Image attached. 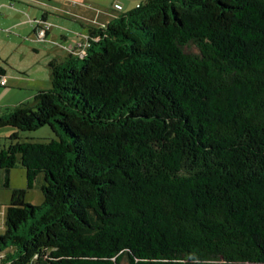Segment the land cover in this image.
<instances>
[{
  "label": "trees",
  "instance_id": "trees-1",
  "mask_svg": "<svg viewBox=\"0 0 264 264\" xmlns=\"http://www.w3.org/2000/svg\"><path fill=\"white\" fill-rule=\"evenodd\" d=\"M84 29L0 115V264H264V0H142Z\"/></svg>",
  "mask_w": 264,
  "mask_h": 264
},
{
  "label": "rangeland",
  "instance_id": "rangeland-1",
  "mask_svg": "<svg viewBox=\"0 0 264 264\" xmlns=\"http://www.w3.org/2000/svg\"><path fill=\"white\" fill-rule=\"evenodd\" d=\"M7 2V0H5ZM69 1L70 4L72 2H83L86 7L93 6V7H100L98 4H112L114 0H65ZM120 2V0H118ZM61 2H64L61 0ZM15 7L11 8V13L5 12V17L3 18V11H0V67L4 70V77H10V80L6 83L5 86H0V115L6 113L8 109H11L13 106L30 101V97L32 94L37 90H46L50 88V82L48 79L47 68L44 66L42 69V77L38 76V74H33V76H29L25 71L28 69L37 70L39 67H32L30 65L37 61L38 57L41 53L36 54L30 48H27L29 44L27 43L28 39L23 38L22 34H18V30H27L30 32L29 25L24 27L22 25L21 28L10 29L8 25L11 22V15L14 16L19 15L24 19H27L24 15L23 9H18V3H14ZM7 6V4H6ZM103 6V5H102ZM31 8L29 11L34 14L36 17L41 15V10L36 6H30ZM106 7V6H105ZM107 8V7H106ZM8 9V8H6ZM57 9V8H56ZM10 10V9H9ZM43 10L48 11L50 14L47 15V21L51 23L52 27L58 28H66L68 24L72 23L73 21L69 18V15H56L55 12L52 11L50 8L43 7ZM2 16V17H1ZM53 22L55 24H53ZM51 27V28H52ZM27 28V29H24ZM52 28V29H53ZM17 31V32H16ZM26 32L24 35H27ZM17 36L22 37L21 44L24 46H17L19 38ZM37 85L36 89H32L31 86L33 84ZM31 95V96H30ZM15 130L4 127L0 128V148L6 147L9 144L8 137L9 135ZM19 141H30V142H44L48 141L49 139H56V136L52 130L47 127H40L31 132H18ZM40 183V179L37 178L35 186L31 189H26L24 194V202L30 204L32 206H40L42 203V195L40 190L37 186V183ZM9 188L10 189H24L25 188V177H24V169L16 164L11 170L9 175ZM10 192L8 190H0V210L8 203L9 201ZM4 209V208H3ZM3 216L4 212L0 211V232H3Z\"/></svg>",
  "mask_w": 264,
  "mask_h": 264
},
{
  "label": "crops",
  "instance_id": "crops-1",
  "mask_svg": "<svg viewBox=\"0 0 264 264\" xmlns=\"http://www.w3.org/2000/svg\"><path fill=\"white\" fill-rule=\"evenodd\" d=\"M63 1L64 2H61V0H15L10 5L9 0H7V2L5 0H0V11H3V18L5 17V12L11 13V8L15 7V2L19 4L18 9H23L26 7V10H24L26 11L24 12V15L27 19H24L19 15L14 16V14H10L11 22L8 25V28L13 29L15 26L17 28H21L22 25L24 27L29 25L30 27V32L27 30H20L19 32L18 30V34L25 36L23 40L25 38L28 39L27 43L29 45L26 46L27 48H30L36 54L41 53V55L37 58L38 60L34 61L30 65V68L36 66L39 67V69H28V71H25L31 77L33 76L32 73L38 74V76L42 77V71H44L42 67L45 66L47 68V63L50 60L62 59L69 52H71L73 48L78 45H82L85 37L84 26L103 27L118 15L132 10L142 0H120V2L118 0H114L112 4H98L100 6L98 8L93 6L86 7V5L83 4L85 1H80L79 3L72 2L71 4L69 1ZM113 4H118L121 9L119 11H113ZM32 5L38 7L41 10L42 13L39 17H36L29 11L31 8L30 6ZM43 7L50 8L55 12L54 14L56 15H69V18L73 21V24H68L66 28H53L51 23L47 21V15L50 13L46 10H43ZM53 24L55 23L53 22ZM26 32H28V34L24 35ZM40 32H43L41 37L39 36ZM17 38H19L17 46H24L21 44L22 37L17 36ZM47 75L49 79V73ZM9 80L10 77L5 78L3 76V86H5ZM31 88L36 89L37 85L34 83ZM5 207L6 205L3 207L4 209H1L2 213L4 212Z\"/></svg>",
  "mask_w": 264,
  "mask_h": 264
},
{
  "label": "built area",
  "instance_id": "built-area-1",
  "mask_svg": "<svg viewBox=\"0 0 264 264\" xmlns=\"http://www.w3.org/2000/svg\"><path fill=\"white\" fill-rule=\"evenodd\" d=\"M15 0H9L10 5L14 2ZM121 7L118 4H113L112 5V10L113 11H119ZM43 31V30H42ZM43 35V32H40L39 36L41 37ZM0 85H3V79L0 81Z\"/></svg>",
  "mask_w": 264,
  "mask_h": 264
}]
</instances>
